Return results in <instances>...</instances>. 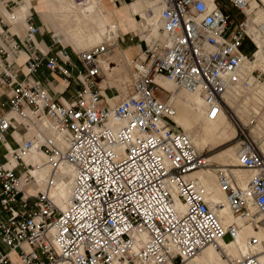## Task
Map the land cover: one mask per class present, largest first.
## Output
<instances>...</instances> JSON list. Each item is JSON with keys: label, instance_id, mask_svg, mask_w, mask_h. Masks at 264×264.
Segmentation results:
<instances>
[{"label": "built area", "instance_id": "built-area-1", "mask_svg": "<svg viewBox=\"0 0 264 264\" xmlns=\"http://www.w3.org/2000/svg\"><path fill=\"white\" fill-rule=\"evenodd\" d=\"M147 1L159 8L162 35L144 40L130 62V94L111 105L98 82L119 29L117 37L109 32L105 42L72 55L54 34L53 45H40L43 27L33 7L21 19L23 0H2L0 87L7 90L1 104L7 110L0 117L6 149L0 162V264H188L218 240H236L245 225L255 233L247 256L223 258L264 264V138L238 128V167L250 173L245 183L233 167L214 168L226 207L241 223L225 225L216 210L225 206L212 203L191 176L213 163L174 121L177 110L160 98L156 82L166 78L198 93L206 118L215 121L229 113L227 97L240 100L261 83L263 74L247 71L245 63L255 62L260 50L264 55V23L248 14L250 0H229L243 17L238 23L219 0L214 7L206 0ZM43 68L61 78L60 96L73 88L70 100L57 99L49 83L37 79ZM237 90L242 94L235 97ZM250 125L264 136L263 114ZM14 134L23 139L11 146L8 136ZM34 150L47 158L44 179L33 174L39 164L25 161ZM63 166L73 169L64 210L54 197L68 178Z\"/></svg>", "mask_w": 264, "mask_h": 264}, {"label": "rangeland", "instance_id": "rangeland-1", "mask_svg": "<svg viewBox=\"0 0 264 264\" xmlns=\"http://www.w3.org/2000/svg\"><path fill=\"white\" fill-rule=\"evenodd\" d=\"M100 1H101V3L99 1H96L95 5H98L101 7V5L103 4V0H100ZM133 1H135V3H137L139 5L140 9H141V7L143 8L138 13V14H142L143 11L145 10V8L143 6L146 4L142 3L139 0H117V2L115 4L119 7H121L123 4L131 3ZM253 1L254 0H251V3ZM257 2H258V6H257V9L255 8L253 10L255 15L252 18H256V22H263L264 23V0H257ZM99 3H100V5H99ZM219 4L222 5L224 10L226 12H228L233 17V19H235V21L237 23L243 19L240 12L231 6L229 0H219ZM253 12H251V13H253ZM134 18L137 20L138 25H140L141 23L144 22V20L140 19V17H138V16H136V17L134 16ZM116 24H117V26H119L117 21H116ZM88 25L89 24L83 26L84 31L87 29ZM155 26L157 28L156 32L154 31ZM158 26H159L158 22L154 26L151 24L149 27L150 28L149 35H147L148 32H145V34H142V32L140 34V32H139L138 36H140V38H142L144 35L145 38H148V41L150 42L152 37L158 36V34H159L158 33ZM47 27L43 26L44 29H47V30L52 32V34H49V35H53L54 32H53L52 26L48 23ZM67 27H68V25L65 24L63 29H62V33L65 36V39L67 42L66 46H68V51L71 54H74L75 51L88 50V49H91L97 45H100L101 43L105 42V37L108 35L107 33L111 32L110 29H108V28L105 29L104 31L101 32V37L96 44H92L87 48H83V49L79 50L76 48L75 42L73 41V39L67 34V32L65 30ZM111 34H112V32H111ZM114 35L117 36V32L114 33ZM138 36L136 38L140 42V38ZM86 39H87V41H85V42L87 43L89 40H88V38H86ZM144 40L145 39H143V42H142L143 45H145ZM244 51H245V53L250 54L252 52V46L245 43ZM104 59H105V61H107V63L110 64V67H109V70H107L105 67L106 70L104 71L103 76L99 80L98 85H99L100 90L103 93V95H105V96H107V98H109V102H110V100L117 102L118 100H121L130 94L131 90H129L128 83L131 80L132 69L127 64H123L122 62H120V60H119L120 59L119 58V49L117 48V46H112L110 48V54H108ZM256 60H257L256 63H254L252 65L248 64L246 66V70L248 71V68L252 67L255 70H259L263 74L262 81H261L260 85L255 87V89H253L250 92L244 91L243 97L240 100L234 101L232 99V96L227 97L228 107L233 113H231L230 110H228V111L230 114H232L233 117L230 118L229 113L225 114L224 112H223V114L220 115V117L222 118V121L224 122L226 127L229 129V131L227 130L228 134L223 135L221 138H219L217 140H214V139L207 137V136L204 139H201V133H202L201 125H197V126L195 125L192 127L184 128V126H181L176 122L178 124V126L181 127L185 132H187V134L190 136V138L193 139L194 145L199 149V151L201 152V150H205L204 153H207V155L210 156L211 162L213 163L212 168H215L216 165L226 166L227 163L228 164L230 163L232 165L236 164V155H237V148H238V140H237L236 135L239 132V130H238L239 127H246L247 130H251V132L255 135V137L257 139L259 138V140H261V141L264 138V136L261 135L262 131L259 133L255 127L253 128V126L250 125V121L252 118L257 117V116H261V114L264 115V113H262L264 111V106L261 105V103L262 104L264 103V57H260V55H259L258 59H256ZM101 85H105V87L103 88ZM240 94H242L241 91L237 90V92L233 96L236 97L237 95L239 96ZM159 96L162 100H169L170 99V101H174V102H180L181 101L184 104H189V103L194 101V97L196 95L190 96L188 93L177 90L175 86H173L169 83L168 84L163 83L162 89L159 90ZM199 98L201 100H203L202 97H199ZM230 121H232L234 124V127H235L234 131L230 128V125H229ZM195 122H196V120H192V123H195ZM2 155H3V150L0 149V158L2 157ZM44 158H45V156H44ZM45 160H46V158H45ZM236 168L238 169L239 167H236ZM202 172L207 174L204 177V179L206 181H208V183H210L209 186H210V189L212 188V190H213L212 193L215 196V198L221 202H225L223 197L220 196V193L218 192V190H216V186H215V182H214V179L216 178V176H215L213 169H207V170H204ZM64 183H66L68 185V187L70 188V180L66 181V182L64 181ZM57 203L59 205L60 200H58ZM227 214H228L227 215L228 221H230L231 223L232 222H238L239 223V221L235 217H232V215L228 212V209H227ZM250 230H252L250 227H246V226L244 227L245 236L241 237L242 238L241 239L242 244L245 243V237L249 236ZM251 235H253V234H250V236ZM212 248H214V247H212ZM235 255H236L235 257H238V255H240V254L238 252H236ZM200 259L201 258H199L198 260H195L194 262H191L189 264H199Z\"/></svg>", "mask_w": 264, "mask_h": 264}, {"label": "bare ground", "instance_id": "bare-ground-1", "mask_svg": "<svg viewBox=\"0 0 264 264\" xmlns=\"http://www.w3.org/2000/svg\"><path fill=\"white\" fill-rule=\"evenodd\" d=\"M94 1H99V0H89L88 3H85L83 5H78L76 0H72L74 9H69L67 11V14L70 15L71 18H73L74 20L77 21V23L80 26L82 31H84V27L83 26L89 24V21H92L94 23H99V21L102 22V20H103V22L105 24H107V26L111 30V32L112 33H116L113 25L108 20V17H107L108 15L103 13L105 10L102 11V9H101V11H99V13H95V14H93L94 12L90 13L94 9V6H92L94 4L93 3ZM139 1H141L142 3L146 4V5H144L145 10L143 11V13L139 14L144 20V22L141 23V27L143 28L142 34H145V32H148L147 35H149V33H150V28H149L150 25L152 24L154 26L158 22V25H159L158 26V33L159 34H158L157 37H152V39L159 38L162 35L161 32H160L161 25L159 23V8L151 1H147V0H139ZM206 1L209 4V6H211V7L215 6V0H206ZM250 3H251V0H250ZM257 6H258V2H257V0H254L251 3V8L248 10V12H249L248 14H251V12H253V10L255 8L257 9ZM147 11L149 12V14H146ZM23 12H25V11H23ZM89 13L91 14L90 16H89ZM252 20L254 22H256V18H252ZM154 31L155 32L157 31L156 26L154 28ZM113 37H114V35H113ZM143 37H145V36L143 35ZM145 40L147 41V38ZM257 43L261 47V44L258 41H257ZM259 55H260V57H264V55L262 54L261 50H260V52H258L256 54V59H258ZM256 61L255 62L247 61L245 63V68H246V66L248 64L252 65V64L256 63ZM105 63H106V61H104V69H105V66H106ZM253 70H255V69H253L252 67L248 68L249 72H251ZM159 79H162V78H159ZM164 79L167 82L173 84L176 87V85L173 82H171L170 80H168L166 78H164ZM176 89L179 90V91H183L185 93H188L190 96H195V95L196 96L194 97V101L189 103V104H184L181 101L180 102L171 101L173 103L174 107L177 110V113H176V115L173 118L175 120V122H177L181 126H184V128L192 127V126H195V125L196 126L197 125H201V129H202L201 139H204L207 136V137H210V138H212L214 140H217V139L221 138L223 135L228 134L229 129L226 127V125L224 124V122L222 121V118L220 116L215 121H211V120H208L206 118L204 101L199 98V97H202L201 95H199L198 93H193V92L191 93V92H188V91L183 90V89H178L177 87H176ZM230 112L233 113L231 110H230ZM224 113L226 114L227 112H224ZM221 114H223V113H221ZM192 120H196V122L192 123ZM229 125H230V128L234 131L235 127H234V124H233L232 121H230ZM186 134H187V132H186ZM191 140L193 141L192 138H191ZM193 143H194V141H193ZM263 150H264V143H263ZM204 151L205 150H201V152H204ZM43 155L44 154L41 153L40 151L34 150L28 156L25 157V161H27L28 163H36V164H39L41 166V167L39 166L40 167L39 169L36 168L33 171V174L36 177H38L39 179H44L48 175L49 169H50L48 167V165H46L47 158L45 157L46 158V160H45V158H44L45 155L44 156ZM208 157L210 158V156H208ZM210 161H211V158H210ZM226 166L233 167L232 170L235 173L238 174V176L243 180L244 183L249 179V177H250V173L249 172L245 171L242 168H238V169L236 168V167L239 166V163H238V160H237V155H236V164L232 165L230 163L229 164L227 163ZM209 169H213V171H214V168H209ZM62 170H63V173L68 176V178H67V180H65V182L70 180V184H71V179H72V176H73V169L71 167H69V166H63ZM205 170H207V169H205ZM202 171H204V170H202ZM202 171L195 172L191 176L193 178L197 179L202 184V186L205 188V190H206V192L208 194L209 200H211L212 203H214V204H222L223 206H225L222 210L220 208H218V207L216 208V210H217L220 218L224 222V224L225 225L230 224L231 222L227 220V215H228L227 214V209L228 208L226 207L225 202H221V201L217 200L215 198V196L212 194V192L207 190V188L205 187V185L201 181V179L203 178V175L206 174V173H203ZM216 183H217V180H216ZM218 188L220 189L219 186H218ZM220 191L222 192L221 189H220ZM70 195H71V185H70V188H69L68 185L63 182L59 186V189L54 192L55 203L57 205H58V203H57L58 200H60V203L58 205L60 207V209H62V210L66 209V206H67L68 200L70 198ZM176 205H177V209L179 211H183L184 210V206H182L180 204V202L177 201ZM228 212H229V210H228ZM232 217H234V216H232ZM239 224H241L240 221H239ZM245 226L246 227H251V226H248V225H245ZM245 226H243V228H242L241 232L239 233L237 239L234 240V241H229L230 242L229 244L225 243L224 242L225 240L220 239V240L217 241L216 245L214 244V245H211V246L205 248L202 251V253H201V254H203V252L206 250L204 252V255H203L202 259H201V264H223V262H225V264H228L226 262V260L223 258L224 254L230 256L233 260L234 259H242L244 256H247V254H248V245H247L248 240L245 241L244 244L241 243V235L243 234ZM212 247H214V248H212ZM236 252H238L240 254V255H238V257H234L233 256V255H235ZM200 255H198L195 259H197ZM195 259H193V260H195ZM260 260L262 262H264V256H261ZM192 261H190L189 263H191Z\"/></svg>", "mask_w": 264, "mask_h": 264}, {"label": "crops", "instance_id": "crops-1", "mask_svg": "<svg viewBox=\"0 0 264 264\" xmlns=\"http://www.w3.org/2000/svg\"><path fill=\"white\" fill-rule=\"evenodd\" d=\"M99 2L101 3L100 0ZM93 3L94 4L92 6H94V9L90 13L94 12L93 14H95V13H99L101 9L102 11L105 10L103 13L108 15L107 16L108 20L113 25L115 32H117V36H118V29L120 30V39L117 40L114 46H117V48L119 49L120 62H122L123 64H127L130 67L131 60H133L139 54V48L144 47L143 43H140L138 39L134 37L135 33L138 34L139 32L140 33L143 32V28L141 27V24L138 25L137 20L134 18L135 15H139L138 14L139 11H141L143 8L141 7L140 9L139 5L135 3V1L131 3L123 4L121 7L117 6L114 0H103V4L101 5V7L98 5H95L96 1H94ZM0 7H3L2 0H0ZM32 7H33V11L36 14V22L42 27L43 26L47 27V24L49 23L53 28L55 37L64 46L67 45L65 36L62 33V29L65 24L68 25V27L65 29L67 34L73 39V41L75 42L76 48L79 50L83 48H87L92 44H96L101 37V32L108 28L107 24H105L103 20L102 22L99 21V23H94L92 21H89V25L87 29L85 31H82L77 21L71 18V16L67 14V11L69 9H74L72 0H23L22 9L19 11V17L21 19L24 18L25 16L24 13H26L28 9ZM90 13H89V16L91 15ZM116 21L118 22L119 26H117ZM49 34H52V32L43 28V33L38 36V42L40 43V45L42 44L41 46H43L44 44L49 45V46L53 45L52 35H49ZM117 36L114 35V38ZM86 38H88L89 40L87 43L85 42L87 41ZM142 38L146 39L145 37H142ZM147 41H148V38H147ZM105 64H106L105 66L106 69L109 70L110 64L107 63V61ZM37 79L43 82L49 83L51 93L57 99L59 100L61 99L62 102H67L73 96V88L67 90V92L64 95L60 96L59 92L65 89V86L62 83L61 78L57 75H51L50 73H48V71L45 68H43L39 72V74L37 75ZM156 82L161 89H162L163 83H167V84L169 83L164 78L162 79L157 78ZM101 86L103 88L105 87V85H101ZM6 101H7V90L5 88L0 87V117L7 110L1 107V104ZM110 102L112 105L115 104V101L113 100H110ZM13 136L14 137H12L11 135L8 136L9 145L16 146L17 142L22 141L23 137L17 134H14ZM0 149L3 150V155L0 158V162H2L4 159V155L6 154V149L2 145L1 142H0ZM206 175L207 174L203 175V178L201 179V181L205 185L207 190L212 192L213 190L212 188L210 189V186H209L210 183H208V181L204 179ZM214 182H215L216 190H218V192L220 193V196L223 197V199L225 200V195L218 188L216 179H214ZM249 233L253 235L255 234L253 229L250 230ZM250 234L249 236L245 237V241L249 239ZM242 236L243 237L245 236L244 231L241 237ZM224 242L227 244L230 243L227 241H224ZM204 252L195 260H198L199 258L202 259ZM233 256L235 257L236 255H233ZM201 259L199 260V264H201ZM195 260H193L192 262H194ZM223 264H225V262H223Z\"/></svg>", "mask_w": 264, "mask_h": 264}]
</instances>
